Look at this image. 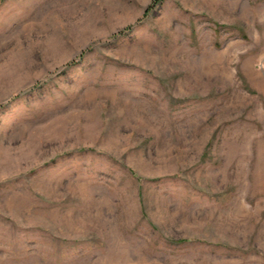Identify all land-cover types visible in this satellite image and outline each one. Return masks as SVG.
<instances>
[{
	"label": "rangeland",
	"instance_id": "obj_1",
	"mask_svg": "<svg viewBox=\"0 0 264 264\" xmlns=\"http://www.w3.org/2000/svg\"><path fill=\"white\" fill-rule=\"evenodd\" d=\"M0 264H264V0H0Z\"/></svg>",
	"mask_w": 264,
	"mask_h": 264
}]
</instances>
